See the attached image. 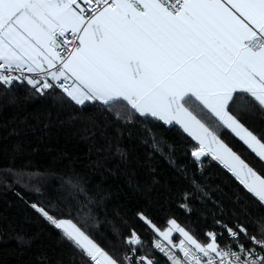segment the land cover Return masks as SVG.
<instances>
[{"label": "snow or ice", "instance_id": "1", "mask_svg": "<svg viewBox=\"0 0 264 264\" xmlns=\"http://www.w3.org/2000/svg\"><path fill=\"white\" fill-rule=\"evenodd\" d=\"M17 85L125 123L178 126L194 163L219 162L264 209V174L222 138L231 133L264 166V137L241 122L264 116V0H0V87ZM31 207L83 264H158L141 254L149 242L167 264H264V219L257 234L217 220L221 231L201 239L174 218L160 227L139 212L143 231L118 234L109 251L71 205L67 215Z\"/></svg>", "mask_w": 264, "mask_h": 264}, {"label": "trees", "instance_id": "2", "mask_svg": "<svg viewBox=\"0 0 264 264\" xmlns=\"http://www.w3.org/2000/svg\"><path fill=\"white\" fill-rule=\"evenodd\" d=\"M241 122L264 137L260 113ZM222 138L264 174L238 138L227 131ZM191 145L178 126L125 123L99 105L81 110L56 93L0 87V264H83L33 203L58 205L65 215L71 205L73 218H90L89 233L109 251L110 244L118 245V234L143 231L139 212L160 227L174 218L201 239L206 231H221L217 220L257 234L264 209L245 197L217 161L194 163ZM141 253L166 264L150 242Z\"/></svg>", "mask_w": 264, "mask_h": 264}, {"label": "built area", "instance_id": "3", "mask_svg": "<svg viewBox=\"0 0 264 264\" xmlns=\"http://www.w3.org/2000/svg\"><path fill=\"white\" fill-rule=\"evenodd\" d=\"M219 163V162H218ZM220 164V163H219ZM221 165V164H220ZM222 166V165H221ZM223 167V166H222ZM226 170V169H225ZM227 171V170H226ZM142 254V253H141ZM157 254H159V253H157ZM163 259H164V261L166 262V264H167V261H166V258H164L161 254H159Z\"/></svg>", "mask_w": 264, "mask_h": 264}, {"label": "water", "instance_id": "4", "mask_svg": "<svg viewBox=\"0 0 264 264\" xmlns=\"http://www.w3.org/2000/svg\"><path fill=\"white\" fill-rule=\"evenodd\" d=\"M204 158H202V160H203Z\"/></svg>", "mask_w": 264, "mask_h": 264}]
</instances>
